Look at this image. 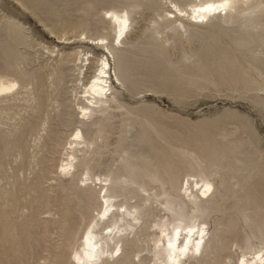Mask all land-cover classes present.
I'll return each instance as SVG.
<instances>
[{
	"label": "rangeland",
	"instance_id": "374dc122",
	"mask_svg": "<svg viewBox=\"0 0 264 264\" xmlns=\"http://www.w3.org/2000/svg\"><path fill=\"white\" fill-rule=\"evenodd\" d=\"M201 1L0 0V80L21 88L16 101L0 102V264H73L100 210L99 185L89 184L87 197L77 189L83 173L109 174L102 192L129 206L151 202L154 190L177 202L182 181L196 175L214 187L213 210L201 221L220 239L190 263L235 264L236 254L264 253V0L234 1L256 10L238 22L166 19L174 5L188 11ZM112 10L127 11L130 32L108 70L110 104L102 107L111 108L80 122L75 95L103 53L93 51L88 70L64 55L90 51L78 44L82 34L112 42ZM71 152L74 179L60 172ZM144 234L139 249L152 246ZM234 241L244 243L236 252L228 249Z\"/></svg>",
	"mask_w": 264,
	"mask_h": 264
},
{
	"label": "bare ground",
	"instance_id": "6f19581e",
	"mask_svg": "<svg viewBox=\"0 0 264 264\" xmlns=\"http://www.w3.org/2000/svg\"><path fill=\"white\" fill-rule=\"evenodd\" d=\"M234 1L238 0H203L189 6L188 11L182 10L178 5H174L171 11L166 12V19H171L173 23H177L178 19L188 16L195 25L208 26L218 19L224 24L226 20H230L233 17L235 18L234 22H238L241 18H249L245 12L250 11V8L240 10V8L234 6ZM23 5L22 7H24ZM250 12L254 14L256 10H251ZM260 12L258 11V14H261ZM106 14H108L107 18L115 27V36L112 42H109L107 38H88L82 34L83 38L78 41V44L87 47L90 51H82L83 48L81 51H79L80 49H73L68 53V56L64 55L65 62L71 58L73 63L79 61L84 64L85 70H88L91 60L95 57L93 51H101L103 53V55L99 54L100 56H96L95 63L97 65L95 67L96 70H94L95 73L89 78L88 83L83 84L81 97L79 98L75 95V101L78 100L76 106L79 110L78 119L80 122L89 120L93 110L101 111L103 109L102 105L109 103L112 86H110L111 82L109 81L108 74L111 69V60L114 62V51L126 43V38L130 32V19L127 11L121 10L117 12L112 10L106 12ZM221 16H223V19ZM179 26L183 28L182 24ZM11 27H13V24ZM10 29L12 31V28ZM254 41L255 38H252V42ZM115 42L118 44L117 47L114 45ZM58 44L61 45L63 43L59 42ZM65 45L71 44L67 42ZM262 46V42H257L258 50L256 52L258 54H261L260 48ZM7 48L6 50H8ZM59 55L63 57L62 52ZM73 66L77 65L74 64ZM116 80L122 86V80L120 81L119 78H116ZM18 84L17 81L4 82L0 80V102L14 101V97L18 95V89H21ZM32 99L35 101L34 98ZM81 101L84 102V105L79 104ZM109 108L111 106H107L102 112L105 113ZM82 139V132L78 129L73 139L76 146L80 144ZM34 143L36 142L34 141ZM179 147L180 151L181 146ZM75 162V157L71 152L64 165L61 166L60 172L74 179L76 177ZM77 174L79 173L77 172ZM107 175L109 174H102L103 179L99 176L95 180L91 179L87 173H83L78 177L79 180L77 181L81 182L82 188L78 187L77 189H81L83 196L87 197L86 193L89 191L93 192L89 184H94V187L100 186L99 201H97L100 203V210L97 213L96 219L84 232L80 249L73 255L71 254V257L73 256V264H191V261L201 259L206 255L210 243L214 244L215 239L217 240V245L212 249L214 250L218 246L220 236L210 235L206 222L201 221V219L203 220V216L213 210V208L208 207L212 205L213 199L214 187L211 183L203 179H197L196 175H188L176 191L177 202L176 200L169 201L166 192L159 190L156 192L154 190V199L151 202L149 199H146L141 206H129V204L118 201L119 199L117 200L116 196L108 195L107 189L104 193L102 192L108 184ZM101 193L103 194L101 195ZM141 209H144V217H147L146 222L142 221L141 217H143V214H141ZM162 212H164L163 215H161ZM168 214L171 216V220L169 218L165 219L164 216ZM144 233H147L148 237H151L152 246L149 245L143 249H139V244L142 243L145 235ZM69 237L70 242L73 241L71 239L74 236L70 235ZM239 244L240 246L244 245L241 242ZM239 244L234 241L228 248L229 251L233 250L232 248L234 247V252H236V248L240 249ZM127 247L132 248V250L125 253L124 249ZM61 256L63 255L61 254ZM61 256L59 257L61 258ZM232 259V257H227V264H233ZM235 264H264V253L262 250H258L248 256L242 253L240 255L236 254Z\"/></svg>",
	"mask_w": 264,
	"mask_h": 264
}]
</instances>
